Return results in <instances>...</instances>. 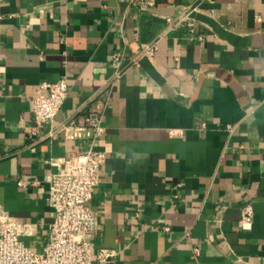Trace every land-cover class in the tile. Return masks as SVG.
I'll use <instances>...</instances> for the list:
<instances>
[{"label":"crops","instance_id":"1","mask_svg":"<svg viewBox=\"0 0 264 264\" xmlns=\"http://www.w3.org/2000/svg\"><path fill=\"white\" fill-rule=\"evenodd\" d=\"M186 7L197 11L179 20ZM62 78L64 104L31 137L38 86ZM89 108L105 129L94 253L264 264V0H0V206L32 225L22 240L33 251L54 219L49 161L89 148L78 130ZM246 205L249 230L238 224Z\"/></svg>","mask_w":264,"mask_h":264},{"label":"built area","instance_id":"2","mask_svg":"<svg viewBox=\"0 0 264 264\" xmlns=\"http://www.w3.org/2000/svg\"><path fill=\"white\" fill-rule=\"evenodd\" d=\"M196 11V7H186L179 15V20H191V15ZM168 22L172 20L168 19ZM156 49L157 42L143 45L140 52L131 59V65L137 67L141 59L152 57ZM113 60L119 62V55L114 54ZM123 74L122 69H117L106 86H112ZM107 93L108 89H103L97 96L104 97ZM67 94L64 78L56 82L40 83L32 99L35 129L31 137L38 136L37 129L42 123L54 120ZM102 117L98 109L85 110L84 125L78 130L91 132L89 148L70 153L62 160L49 161L47 199L53 209L54 219L49 227L47 243L41 252L33 251L22 240L34 235L32 225L16 221L0 206V264H115L114 251L99 248L94 253L92 244L95 216L91 202L104 163V153L96 148L97 140L105 134ZM231 128L228 127L229 130ZM252 222V206L246 205L241 211L238 224L241 229L249 230Z\"/></svg>","mask_w":264,"mask_h":264}]
</instances>
